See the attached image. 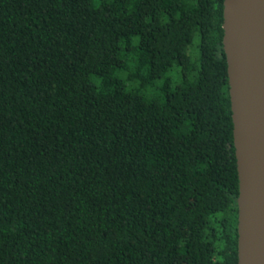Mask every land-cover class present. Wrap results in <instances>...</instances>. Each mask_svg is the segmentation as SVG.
Masks as SVG:
<instances>
[{"label": "trees", "instance_id": "1", "mask_svg": "<svg viewBox=\"0 0 264 264\" xmlns=\"http://www.w3.org/2000/svg\"><path fill=\"white\" fill-rule=\"evenodd\" d=\"M225 0H0V264H238Z\"/></svg>", "mask_w": 264, "mask_h": 264}, {"label": "water", "instance_id": "2", "mask_svg": "<svg viewBox=\"0 0 264 264\" xmlns=\"http://www.w3.org/2000/svg\"><path fill=\"white\" fill-rule=\"evenodd\" d=\"M223 30L239 177L238 264H264V0H225Z\"/></svg>", "mask_w": 264, "mask_h": 264}]
</instances>
